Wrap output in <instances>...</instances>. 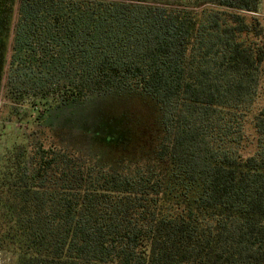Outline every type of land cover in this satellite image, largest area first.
<instances>
[{
  "label": "trees",
  "instance_id": "obj_1",
  "mask_svg": "<svg viewBox=\"0 0 264 264\" xmlns=\"http://www.w3.org/2000/svg\"><path fill=\"white\" fill-rule=\"evenodd\" d=\"M259 1L0 0V92L32 97L35 122L135 94L161 131L134 173L38 144L6 175L0 251L16 264H264Z\"/></svg>",
  "mask_w": 264,
  "mask_h": 264
},
{
  "label": "rangeland",
  "instance_id": "obj_2",
  "mask_svg": "<svg viewBox=\"0 0 264 264\" xmlns=\"http://www.w3.org/2000/svg\"><path fill=\"white\" fill-rule=\"evenodd\" d=\"M259 2L253 15L264 17V0ZM18 97L5 88L0 92L2 203L6 201V191L13 187L12 178L6 175L11 176L16 169L27 164L33 149L40 143L44 147L52 143L58 149L77 153L92 164L121 172L142 170L154 158L161 135L158 114L154 105L143 96L132 94L107 99L98 103V107L87 101L75 107L73 113L57 111L56 114H60L55 119L45 118L41 122L34 121L37 114L32 107L34 99ZM87 130L93 133V137L85 135ZM95 133L100 134L95 136ZM17 258L12 252L0 251V264H16Z\"/></svg>",
  "mask_w": 264,
  "mask_h": 264
}]
</instances>
